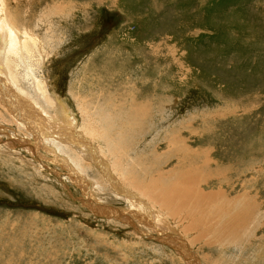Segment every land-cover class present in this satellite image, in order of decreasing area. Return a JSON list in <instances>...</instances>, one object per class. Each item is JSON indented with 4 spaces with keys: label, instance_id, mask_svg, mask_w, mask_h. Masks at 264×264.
Listing matches in <instances>:
<instances>
[{
    "label": "rangeland",
    "instance_id": "1",
    "mask_svg": "<svg viewBox=\"0 0 264 264\" xmlns=\"http://www.w3.org/2000/svg\"><path fill=\"white\" fill-rule=\"evenodd\" d=\"M29 6L34 30L49 39L38 83L76 125L49 135L44 109L21 108L45 128L43 147L0 100V264H188L185 240L202 264H264V0ZM91 120L101 133L94 138L85 131ZM77 128L82 137L69 134ZM89 142L126 179H115L121 192L126 181L132 197L191 181L188 196L197 190L215 200L213 210L226 206L219 223L230 231L200 238L189 219L154 204L165 218L158 223L111 187L82 152ZM87 197L115 211L104 216Z\"/></svg>",
    "mask_w": 264,
    "mask_h": 264
},
{
    "label": "bare ground",
    "instance_id": "2",
    "mask_svg": "<svg viewBox=\"0 0 264 264\" xmlns=\"http://www.w3.org/2000/svg\"><path fill=\"white\" fill-rule=\"evenodd\" d=\"M29 2H30V0H21L19 5H18V0H0V100L8 108H14V110L13 111L11 110V112L13 113L15 118H17V120H19V123L24 124L26 126V128L29 129L34 140L37 139V144L41 145V143L43 142L41 138L44 137L43 132L45 131V128L40 127L41 124L39 121L38 122L34 121L35 117L33 118L34 119L33 120V119H31L32 117H29L28 115L27 116L23 115V114H25V112H21V110H20L21 108H27L26 110H30L31 112L40 111V112H38L39 114L42 112L41 110L44 109L45 113H46V116H44L45 120L48 121V118L52 119L54 122L53 124L56 127V128L53 127L54 129H52V128L50 129L48 125H47L48 127L46 126L47 127L46 128L47 134H49V135L51 133H55L56 135L60 136V135L64 134L62 132V130H65L66 132L71 131L73 128H75L76 119H75L74 115L71 114V111L67 110L68 108L66 109L65 105L61 101H58V97L55 95L54 92L50 93L48 87H45L44 84L42 85L43 87H40V85L38 83L41 79H40V75L37 74V72H38L37 67L38 66L40 67V60L42 63L44 58L49 55L50 51L47 50V46L49 45V43H48L49 39L46 35H44V37L42 36L43 34L40 35L38 29L34 30L37 27V24H36L37 19L31 18L32 15H34V13H32V11H30L32 6L31 7L29 6ZM23 3H24V5H23ZM42 15H43L42 18L44 20L46 18V15L44 12L42 13ZM41 68L42 67H40V69ZM41 83H45V82H41ZM22 101L26 102L25 107H24ZM92 104L93 103H91V105ZM85 105L87 107H89V104L88 105L85 104ZM29 108H31V109H29ZM81 108H84V107H81ZM31 112L30 113L28 112V114H30L31 116L38 114L36 112L37 114L32 115ZM8 113H10V112L8 111ZM45 113H43V114H45ZM97 117L100 118L99 116H97ZM91 119H94V118H91ZM50 121L51 120H49V122ZM46 123H48V122H45V124ZM45 124H44V126H45ZM53 124H49V125H53ZM96 127H93L92 120H91V124L89 125L88 129L85 131H87L86 133H88L91 137L94 138V135L96 136L99 133V132L95 131V129H97ZM92 130H93V132H92ZM78 133H79L78 128H77V131H74L73 133L69 132V134H75L77 137H82L81 134H80V136H78L77 135ZM99 134H101V133H99ZM45 135H46V133H45ZM67 135L68 134H66V136ZM16 136H18V135H16ZM86 136H87V134H86ZM83 137H85V136H83ZM76 138L74 139L73 137H71V139H73V141L77 144L78 143H81V144L85 143L83 140H81V139L79 140ZM70 140L68 143L66 141L67 145L70 143ZM64 143H65V141H64ZM88 144H89V146H87V147L85 146V149L82 148V152L87 153L88 156L90 157V159L93 158L94 162H97V160H98V162H100L101 157L96 155L98 149L95 148L91 142H89ZM41 146H43V145H41ZM79 149H81V148H79ZM46 150H48V149H46ZM41 156H42V154H41ZM101 162H105V163L102 164ZM101 162L98 165L99 166L98 168H102V171L105 175L104 178L107 180V182L111 185L112 188H118L115 186V179H117V181H118L117 183H120L121 181L126 180V179L125 178L123 179L121 177L122 175L117 176L116 172H119V171H117L116 169H114V171H113L111 169V166L108 164L109 162H107L105 160V158H104V161H101ZM66 166H68V163L66 164ZM68 167L71 168L70 165ZM71 171H72L71 172L72 175H75V177L78 176L75 174V172L73 171L72 168H71ZM110 174H111V176H109ZM126 182H125V185L121 184L123 186L122 192L124 193V196L128 199V202L130 203V205H135L138 201L139 202V210L144 211L146 214H150L152 218L156 219L155 221L159 220V221L164 222L165 218H163L162 215L160 214L161 213V212H159L160 210L157 212L154 209V204H155V206H158L159 209H162L163 213H165V215L167 217H171V218L173 217L175 221H177V220H178V222H180L179 220L183 221L182 218H185L187 220L189 219L191 222L190 223L191 227H193L192 229L196 230V232L200 238H203V236L205 234H207V233L210 234L213 231L216 233V234H214V237L216 239L217 238L222 239V236L227 235L226 234L227 231H230L232 223L229 222V225H228V223H226L225 225H227L228 227L227 226H220V223H219V220H221V219H219V215H220L219 213L220 212H219L218 208H222L221 211H223V210H225L226 206L223 204H219V207L216 206V209L213 210L214 207L213 208H211V207L214 206L215 200H213L211 197H207L203 193L197 192V190L195 192L196 193L195 195L188 196L186 191L189 189V187H193V185L191 184V181L185 180L184 182H182V183L186 184L184 186V189H182L181 186H179V185H181V184H179V182H175L176 184H178V186H176L175 188L172 187L170 190H167V191H165L166 185L165 186L159 185L160 188L162 187L161 190L162 191L164 190L162 195L158 194L159 196L158 195L149 196L148 193L146 191H144V192H140L138 194V197H132V195L129 193L131 191L126 187V185H127ZM172 184H174V183H172ZM172 184H169V185H172ZM152 185L158 186V184H155V182ZM178 190H180V192H178ZM119 191H120V189H119ZM150 191L152 193V190H150ZM171 192H174V194H169ZM156 196H158V197H156ZM87 199H88L89 204L91 205L92 208H93V204H94V208L100 209L99 206H97L95 203H93V201H91L88 197H87ZM219 200L220 199H216V201H219ZM147 201H149V202H147ZM220 205H221V207H220ZM105 208L106 207L103 208V206H102L100 209V212L104 216L106 215V213L104 211H106V212L110 211V210H106ZM154 210L156 212H154ZM113 211H115V210L113 209L110 212H113ZM217 212H218V214H217ZM223 212H225V211H223ZM233 213H234V211H233ZM114 214H115L114 217L118 216L117 213H114ZM121 215L125 216L124 213H121ZM106 217H108V216H106ZM159 221H158V223H159ZM156 223H155V225H156ZM203 224L205 226H203ZM189 227H190L189 225H188V227L186 226V228L189 229V231H190L191 228H189ZM168 230H170V229H168ZM168 230H166V231H168ZM157 231H159V229ZM172 231H173V229H172ZM140 233H141V231L139 232V234ZM173 233H175V232H173ZM169 235H170V233H169ZM170 237H172V236H170ZM155 239L159 240L157 238H154V240ZM176 240H178V239H176ZM213 240L210 239L209 241H213ZM164 241H166V240H164ZM186 243L187 242L185 240V245L183 248L184 249L186 248V250L190 254L187 251H182L183 249L180 251H182L181 252L182 256L187 259L188 264H202V262L200 261V259L197 256V254L192 249L190 250L189 246ZM182 244H184V242ZM171 247H173V244L171 245ZM180 247H182V246H180ZM188 254H189V256H186Z\"/></svg>",
    "mask_w": 264,
    "mask_h": 264
}]
</instances>
